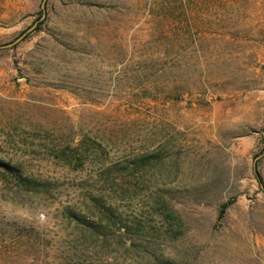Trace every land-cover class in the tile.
<instances>
[{"label": "rangeland", "instance_id": "rangeland-1", "mask_svg": "<svg viewBox=\"0 0 264 264\" xmlns=\"http://www.w3.org/2000/svg\"><path fill=\"white\" fill-rule=\"evenodd\" d=\"M11 41L0 157L46 184L0 178V264H264V0H0Z\"/></svg>", "mask_w": 264, "mask_h": 264}, {"label": "trees", "instance_id": "trees-1", "mask_svg": "<svg viewBox=\"0 0 264 264\" xmlns=\"http://www.w3.org/2000/svg\"><path fill=\"white\" fill-rule=\"evenodd\" d=\"M38 11H39V16H41L43 13L42 7H40ZM43 19L44 18H42V20ZM256 174L260 181L261 187L264 190V184H263L262 178L258 172ZM6 177H11L15 181L17 186L24 187L26 189H39V188H42V186L46 184L45 180H40L34 176L27 174L23 170L20 163L12 162L11 160L0 157V178H6ZM234 200H235V197L231 196L218 204L217 211H216V220H215L216 225L222 221L227 207ZM64 213L69 218L81 224V226H83V228L85 229H90L91 231H97V232L103 231V228L100 227L99 223H97L96 221H94L93 219L89 217H86L84 214H82L81 212L75 210L74 208L70 206H67L64 208Z\"/></svg>", "mask_w": 264, "mask_h": 264}, {"label": "water", "instance_id": "water-1", "mask_svg": "<svg viewBox=\"0 0 264 264\" xmlns=\"http://www.w3.org/2000/svg\"><path fill=\"white\" fill-rule=\"evenodd\" d=\"M42 9H43V13H44L43 2H42ZM43 13H42V14H43ZM21 36H22V34L19 35L14 41H16V40H18L19 38H21ZM14 41H11V42H8V43L0 44V46H6V45H9V44H11V43L14 42ZM263 133H264V130H263Z\"/></svg>", "mask_w": 264, "mask_h": 264}]
</instances>
